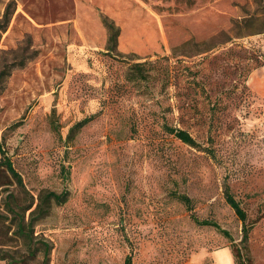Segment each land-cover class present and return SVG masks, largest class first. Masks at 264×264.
Segmentation results:
<instances>
[{
    "label": "rangeland",
    "instance_id": "1",
    "mask_svg": "<svg viewBox=\"0 0 264 264\" xmlns=\"http://www.w3.org/2000/svg\"><path fill=\"white\" fill-rule=\"evenodd\" d=\"M9 1L0 57L26 63L0 86V141L23 184L0 167V264H213L227 246L264 264V0H0V16ZM104 16L121 28L112 52Z\"/></svg>",
    "mask_w": 264,
    "mask_h": 264
},
{
    "label": "trees",
    "instance_id": "2",
    "mask_svg": "<svg viewBox=\"0 0 264 264\" xmlns=\"http://www.w3.org/2000/svg\"><path fill=\"white\" fill-rule=\"evenodd\" d=\"M15 13V2L14 1H9L4 10L3 13L0 16V39H1V35L2 32L6 31L8 29V25L12 19L13 14ZM246 22V19L244 20H238L237 23H242V22ZM102 23L103 25H105L106 29H107V50L109 52H112V50H115L118 46V37L121 33V28L118 24H116L114 22V20H110L107 16H104L102 18ZM262 32V31H261ZM3 52H6L4 50H2V55L0 57V86L3 85V82L6 80V78L8 76H10L12 70H14L15 68H17L18 66H23L26 63V58L25 56L22 55H16L12 58V60H8L5 59L3 57ZM31 55H34L31 54ZM29 55V57L31 56ZM255 61L257 62L258 65L262 66L264 65V51L259 49V53L256 54L255 56ZM93 116H89V117H85L82 119V121L78 122L77 124H75L70 132H69V136H71L70 134L74 131H78L80 129H82V127L84 125H86L87 123H89L91 120H93ZM20 122L16 123L15 126H18ZM167 130L169 131V133H172L176 136V138H179L182 142H184L185 144L193 147H198L200 145V143L195 139V137L193 135H191L189 132H187L184 129L181 128H173L170 126H166ZM0 153L2 154V160L0 161V167H4L6 168L11 174L12 176L16 179L18 184H23V178H22V174H20L16 168H14V164L13 161L11 159V157L8 155L7 150L5 149L3 143L0 141ZM68 169L69 167H64V170H66V172L68 173ZM224 194L226 196V200L228 202V204L231 206V208L233 210H235L237 216L239 217V219L242 222V230H243V237L242 240L245 241L248 238V234H249V230H250V226L247 224V211L246 209H244L242 207V205L240 204V202L236 199L235 195L232 193L230 185L226 182L225 183V189H224ZM68 192L63 191L61 193H58L56 191H51L48 192L46 194V199L47 202H56L58 204H63L65 203L68 198H67ZM175 197L177 199H179L180 201H182L186 208L189 211H193V200L191 199V197L185 193H175L174 194ZM46 202V203H47ZM32 212H36V213H45L46 211V205H45V201L43 202H38L37 207L34 209V211ZM14 215L16 216L15 219L18 220L17 223V231L16 232L21 239L24 241V243L29 246L30 248H32V235H33V229L31 228V222L29 223V225H26L24 222V217L23 215H19L18 213L14 212ZM192 218L199 223L200 225L203 226H214L218 231H220L224 236L227 237H231V234L229 232V230L224 229L217 221L213 220V219H202L200 220L197 216H195L194 212L192 213ZM41 243V242H40ZM42 249L45 250V252L48 251L49 246L44 242L41 243ZM32 255H28V257H32ZM233 256L235 257V261L236 264H239V260H243V256H241L240 251H238V253L235 255L233 252ZM8 257V256H7ZM7 257L0 255L1 259H6ZM11 258V263L13 264H24L26 263V260L24 259H16L13 256H10ZM125 264H133V259L131 257V255L126 256L125 258ZM241 264H247L246 262H244V260L242 261Z\"/></svg>",
    "mask_w": 264,
    "mask_h": 264
},
{
    "label": "crops",
    "instance_id": "3",
    "mask_svg": "<svg viewBox=\"0 0 264 264\" xmlns=\"http://www.w3.org/2000/svg\"><path fill=\"white\" fill-rule=\"evenodd\" d=\"M210 257L214 259L213 264H236L232 249L229 246L221 250L211 251Z\"/></svg>",
    "mask_w": 264,
    "mask_h": 264
}]
</instances>
